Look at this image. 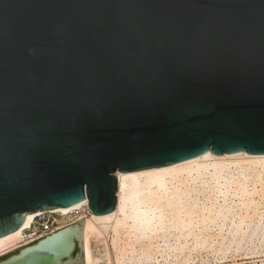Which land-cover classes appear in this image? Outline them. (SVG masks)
Masks as SVG:
<instances>
[{
  "label": "water",
  "instance_id": "obj_1",
  "mask_svg": "<svg viewBox=\"0 0 264 264\" xmlns=\"http://www.w3.org/2000/svg\"><path fill=\"white\" fill-rule=\"evenodd\" d=\"M208 152L264 155V0H0V238ZM80 222L0 264H68Z\"/></svg>",
  "mask_w": 264,
  "mask_h": 264
},
{
  "label": "bare ground",
  "instance_id": "obj_2",
  "mask_svg": "<svg viewBox=\"0 0 264 264\" xmlns=\"http://www.w3.org/2000/svg\"><path fill=\"white\" fill-rule=\"evenodd\" d=\"M115 176V210L81 220L79 254L68 264H200L264 254V155L208 152ZM83 205L54 211L68 214ZM34 215L0 238V258L16 251Z\"/></svg>",
  "mask_w": 264,
  "mask_h": 264
},
{
  "label": "built area",
  "instance_id": "obj_3",
  "mask_svg": "<svg viewBox=\"0 0 264 264\" xmlns=\"http://www.w3.org/2000/svg\"><path fill=\"white\" fill-rule=\"evenodd\" d=\"M90 215L88 204L68 214L55 211L36 213L29 227L21 231L15 245L16 250L32 245L67 226L79 223Z\"/></svg>",
  "mask_w": 264,
  "mask_h": 264
},
{
  "label": "rangeland",
  "instance_id": "obj_4",
  "mask_svg": "<svg viewBox=\"0 0 264 264\" xmlns=\"http://www.w3.org/2000/svg\"><path fill=\"white\" fill-rule=\"evenodd\" d=\"M79 252H77V255ZM248 254L246 252H242L240 254H229L227 255L226 259L214 260V258L209 257L207 261H204L200 264H264V254H255V255H245ZM234 255V256H233ZM76 259V258H75Z\"/></svg>",
  "mask_w": 264,
  "mask_h": 264
}]
</instances>
